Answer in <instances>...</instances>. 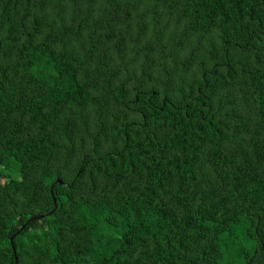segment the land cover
I'll return each mask as SVG.
<instances>
[{"label":"trees","instance_id":"16d2710c","mask_svg":"<svg viewBox=\"0 0 264 264\" xmlns=\"http://www.w3.org/2000/svg\"><path fill=\"white\" fill-rule=\"evenodd\" d=\"M0 264H264V0H0Z\"/></svg>","mask_w":264,"mask_h":264},{"label":"water","instance_id":"95a60500","mask_svg":"<svg viewBox=\"0 0 264 264\" xmlns=\"http://www.w3.org/2000/svg\"><path fill=\"white\" fill-rule=\"evenodd\" d=\"M57 182H62L61 180H57ZM55 207H57L56 203H55ZM51 214V212L49 213ZM42 217V215H38V216H34L32 217L31 219H29L23 226H22V229L26 227V225L30 222V221H33V220H36V219H40ZM14 236L11 237V239H13ZM14 253H15V260L16 262L18 261V257H17V254H16V249L14 248Z\"/></svg>","mask_w":264,"mask_h":264}]
</instances>
